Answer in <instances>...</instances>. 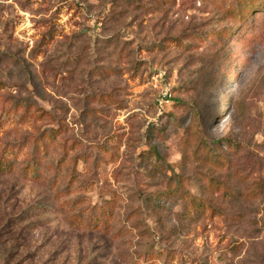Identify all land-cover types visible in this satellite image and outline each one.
I'll use <instances>...</instances> for the list:
<instances>
[{"label":"rangeland","instance_id":"obj_1","mask_svg":"<svg viewBox=\"0 0 264 264\" xmlns=\"http://www.w3.org/2000/svg\"><path fill=\"white\" fill-rule=\"evenodd\" d=\"M231 3L0 0L1 94L51 116H15L0 144L63 126L69 160L93 156L60 200L46 184L0 177V264H136L163 250L175 264H264V14L242 29ZM239 30L243 39L225 34ZM210 145L231 164L209 158ZM101 147L114 156L96 172ZM165 174L182 175L205 210L191 217ZM110 190L121 198L112 232L75 228L70 217Z\"/></svg>","mask_w":264,"mask_h":264},{"label":"trees","instance_id":"obj_2","mask_svg":"<svg viewBox=\"0 0 264 264\" xmlns=\"http://www.w3.org/2000/svg\"><path fill=\"white\" fill-rule=\"evenodd\" d=\"M227 12H232L233 17H235L237 23L240 24V27L243 29L248 24V21L254 22V19L259 14H264V0H232ZM252 30H254V24ZM240 31L241 30L234 31L232 33L226 32L225 34L229 36L238 33L239 39H243L246 35V31L243 34H240ZM207 36L210 37V34ZM202 41H204L203 38ZM2 84L3 83L0 82V128L11 121H15L13 118L19 114L21 116L18 122L23 125L30 124L36 120L42 121L46 119V117L51 118L48 112L39 108L37 109V107L24 106V104H16L15 107H13V102L5 98L4 94H1L3 90ZM63 132V126H60L58 128L45 129L41 131L38 136L27 137L25 142L19 144H0V177L18 174L26 181L46 184L50 189L56 190L55 196L58 200L76 192L78 187H80L77 185L80 179L79 176L81 175L77 166L81 162L88 167V165H90L89 163H93V156L89 154H78L73 160H69V155L74 150L69 148L66 143H62ZM59 149L62 151L61 158L55 164L52 163L45 166L44 163L47 161L49 155L53 152L57 153ZM202 150L205 151V154H208L209 158L216 161V163L219 161L218 164L220 167L226 165L224 163L225 161L231 164L227 156L219 152L214 145L205 146ZM100 151L103 155L102 159L100 158L98 161H94L96 172L102 169L103 164L107 163L109 157L112 158L114 156V152L110 148L101 147ZM148 151L153 152V154L159 158L155 148L149 146ZM69 169H71L69 174H62L63 170ZM169 171L174 172V169H170ZM165 175L168 177L167 174ZM173 177L174 181H169V185L177 191V195H180L185 200L190 216L193 217L201 208L205 210L206 205L203 204L202 198L197 199V197L185 192V184L182 181V175L180 176L177 174L168 177V179ZM65 182L68 184L67 187L59 191V187ZM209 183L210 185L213 184V187L218 190H226L228 188L224 182L216 177H210ZM109 193L111 198L104 199V202L99 206H94L87 215L71 216L72 225L80 230L85 229L110 234L112 232V223L115 220V210L121 198L120 195H117L116 192L112 190H110ZM65 203L68 209H75L74 205L76 202L69 201L64 202V204ZM180 257L179 254L171 250L147 252L140 255L136 264H159V262H162V264H175L177 259H181L182 261Z\"/></svg>","mask_w":264,"mask_h":264},{"label":"built area","instance_id":"obj_3","mask_svg":"<svg viewBox=\"0 0 264 264\" xmlns=\"http://www.w3.org/2000/svg\"><path fill=\"white\" fill-rule=\"evenodd\" d=\"M167 97H168V93H166V95L164 96V99H167ZM161 103H164V100H162Z\"/></svg>","mask_w":264,"mask_h":264},{"label":"clouds","instance_id":"obj_4","mask_svg":"<svg viewBox=\"0 0 264 264\" xmlns=\"http://www.w3.org/2000/svg\"><path fill=\"white\" fill-rule=\"evenodd\" d=\"M214 130V129H213Z\"/></svg>","mask_w":264,"mask_h":264}]
</instances>
